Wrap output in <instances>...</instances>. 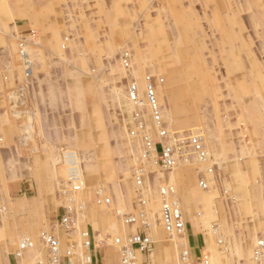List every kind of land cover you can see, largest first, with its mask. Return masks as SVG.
<instances>
[{
  "label": "rangeland",
  "instance_id": "obj_1",
  "mask_svg": "<svg viewBox=\"0 0 264 264\" xmlns=\"http://www.w3.org/2000/svg\"><path fill=\"white\" fill-rule=\"evenodd\" d=\"M106 1L0 0V264L45 263L46 230L72 264L105 252L107 264H121L137 233L154 242L138 264H183V250L198 263L255 264L264 241V0ZM147 78L176 151L170 170L129 126L137 108L128 86L143 95ZM74 169L81 191L68 180ZM25 180L34 187L20 193ZM164 186L188 226L182 234L161 225Z\"/></svg>",
  "mask_w": 264,
  "mask_h": 264
},
{
  "label": "built area",
  "instance_id": "obj_2",
  "mask_svg": "<svg viewBox=\"0 0 264 264\" xmlns=\"http://www.w3.org/2000/svg\"><path fill=\"white\" fill-rule=\"evenodd\" d=\"M147 80L148 81L146 89L143 95L141 94L139 86L136 83L132 82L128 86V99L131 104L137 108L134 114L129 118V126L130 129L132 128V130H135L133 131V133L131 130L132 135L145 142L149 153L157 152L159 158V166L164 170H170L176 164V151L169 140V132L165 127V123L163 121V110L160 108L159 101L157 99L156 87L150 78H147ZM144 107L147 108V111L149 109L152 118L156 121L155 124L159 129V138H161L158 142L152 141L153 139L149 136L147 121L144 119V111L146 110L143 109ZM190 143L195 153L200 155L202 158H206L203 142L199 136H191ZM158 149H160L159 153ZM71 158L75 159L76 157L73 154L65 153V162L69 163L70 165L76 166L75 161L71 160ZM77 170L79 169H74V171L71 173L69 172V181H71L72 184L75 182L74 190H78L76 188V182H79L80 180ZM138 183L141 184L140 181ZM160 194L163 201L161 211V225L163 226L165 231L170 235H177L186 232L187 225L184 220L183 213L178 203L172 200L173 189L164 186L161 188ZM142 215L144 216L143 213L140 214V216ZM125 221L126 224L131 225L136 223L137 219L136 216L131 217L130 215L125 218ZM63 222H67V219H63ZM40 240L42 244L45 245V247L48 249V257L45 263L39 261L34 264H64L60 254L59 241L56 239V237L46 230L41 233ZM31 244L34 243L31 241ZM118 244H121V241ZM28 245L30 246V242L28 243ZM25 249H27V247ZM153 250L154 242L152 241L151 237L146 234L137 233L131 236L128 244L122 246L121 264H138L136 257L137 252L150 254ZM69 255L66 258L68 262L72 264V253L69 252ZM17 256L21 257L20 253H18ZM181 259L183 264H208L207 261L204 262L203 260H201L200 263L192 261V258L187 250H183V252L181 253ZM254 260L255 264H263L264 262L263 240L258 242L254 250Z\"/></svg>",
  "mask_w": 264,
  "mask_h": 264
},
{
  "label": "crops",
  "instance_id": "obj_3",
  "mask_svg": "<svg viewBox=\"0 0 264 264\" xmlns=\"http://www.w3.org/2000/svg\"><path fill=\"white\" fill-rule=\"evenodd\" d=\"M99 1L102 2L103 5H104V3H107L106 0H99ZM139 1L143 4V0H139ZM102 9L105 10L106 8L103 6ZM107 10L111 11L112 8H107ZM26 181L27 180L22 181V182L19 183L18 192H20V193H22L24 191L28 192V191H31V189H33V187H34V184H32L33 181L32 182H29V181L26 182ZM36 194H37V191H36ZM187 228H188V226H187ZM187 232H189V231H187ZM188 239H189L188 241H189L190 248L193 249L192 252H194L195 254L198 255L199 252H198V248L197 247H198V244H200V242L202 240L200 234H195V232L192 231V234L191 235L189 234V238ZM105 255H106V252H105ZM105 255L101 254L100 258H99L98 254L94 253V255L92 256V258H93L92 264H107L106 261H105V258H104ZM63 262H64V264H70L66 257L63 258ZM114 264H116V263H114Z\"/></svg>",
  "mask_w": 264,
  "mask_h": 264
},
{
  "label": "bare ground",
  "instance_id": "obj_4",
  "mask_svg": "<svg viewBox=\"0 0 264 264\" xmlns=\"http://www.w3.org/2000/svg\"><path fill=\"white\" fill-rule=\"evenodd\" d=\"M28 133H29V132H28ZM68 154H69V153H68ZM59 157H60V156H59ZM63 157H64V156H63ZM75 157H76V156H75ZM60 159H61V158H60ZM58 161H59V160H58ZM73 161H74V160H73ZM78 161H79V159H78ZM76 162H77V161H76ZM78 163H79V162H78ZM65 164H66V163H65ZM67 166H68V165H67ZM65 167H66V165H65ZM65 167H62V169L65 168ZM67 170H69V169H67ZM62 171L64 172V169H63ZM69 172H70V171H69ZM64 173H65V172H64ZM64 173H63V174H64ZM68 180H69V179H68ZM79 182H80V181H79ZM71 184H72V183H71ZM78 184L80 185V183H78ZM78 184H76V186H77L76 188H77L79 191H81V187H82L83 184H81L80 187H79ZM72 187H73V186H72ZM68 188H69V187H68ZM83 188H84V187H83ZM72 190H73V189H72ZM84 191H85V190H84ZM82 192H83V191H82ZM64 193H65V192H64ZM84 193H85V192H84ZM71 195H72V194H71ZM79 195H80V194H79ZM73 197H74V196H73ZM84 197H85V196H84ZM84 197H83V198H84ZM87 197H88V196H87ZM192 228H193V227H192ZM109 252H110V251H109ZM71 258H72V257H71ZM254 263H255V262H254Z\"/></svg>",
  "mask_w": 264,
  "mask_h": 264
}]
</instances>
